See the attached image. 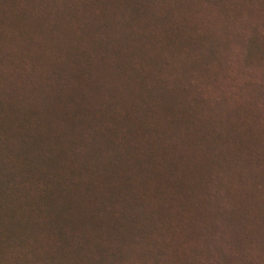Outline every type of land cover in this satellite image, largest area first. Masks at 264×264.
<instances>
[{"label": "trees", "instance_id": "trees-1", "mask_svg": "<svg viewBox=\"0 0 264 264\" xmlns=\"http://www.w3.org/2000/svg\"><path fill=\"white\" fill-rule=\"evenodd\" d=\"M0 264H264V0H0Z\"/></svg>", "mask_w": 264, "mask_h": 264}]
</instances>
